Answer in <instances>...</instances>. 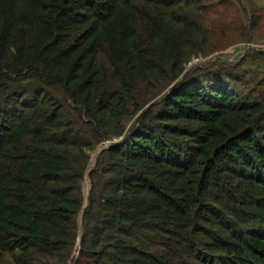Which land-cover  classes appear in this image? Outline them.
Instances as JSON below:
<instances>
[{"label":"trees","instance_id":"16d2710c","mask_svg":"<svg viewBox=\"0 0 264 264\" xmlns=\"http://www.w3.org/2000/svg\"><path fill=\"white\" fill-rule=\"evenodd\" d=\"M208 5L0 0V264H264V54L187 70Z\"/></svg>","mask_w":264,"mask_h":264},{"label":"rangeland","instance_id":"374dc122","mask_svg":"<svg viewBox=\"0 0 264 264\" xmlns=\"http://www.w3.org/2000/svg\"><path fill=\"white\" fill-rule=\"evenodd\" d=\"M207 3L209 5L203 13V21L219 48L206 57L194 59L191 68L214 62L223 55L231 61L242 58L250 51L248 55L264 54L262 49L256 48L258 44L264 43V0H207ZM235 47H239L236 52ZM84 186L87 191V179Z\"/></svg>","mask_w":264,"mask_h":264},{"label":"water","instance_id":"95a60500","mask_svg":"<svg viewBox=\"0 0 264 264\" xmlns=\"http://www.w3.org/2000/svg\"><path fill=\"white\" fill-rule=\"evenodd\" d=\"M191 65H194V63H191L189 66H188V68H187V70H189L190 68H191ZM104 149L102 148V149H100L93 157H92V166L91 167H94L95 166V160H96V158H97V156L103 151ZM89 178V175L87 174V179ZM89 182V181H88ZM88 191H89V188L87 189V191H86V197L88 196ZM81 220H82V217H81Z\"/></svg>","mask_w":264,"mask_h":264},{"label":"built area","instance_id":"2783aa9c","mask_svg":"<svg viewBox=\"0 0 264 264\" xmlns=\"http://www.w3.org/2000/svg\"><path fill=\"white\" fill-rule=\"evenodd\" d=\"M239 47H235V52L237 51ZM256 48L262 49V51H264V43L263 44H258ZM231 53V52H230ZM234 53V52H233Z\"/></svg>","mask_w":264,"mask_h":264}]
</instances>
